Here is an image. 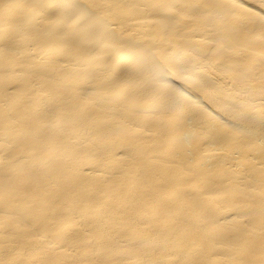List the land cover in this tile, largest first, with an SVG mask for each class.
Instances as JSON below:
<instances>
[{
  "label": "bare ground",
  "instance_id": "6f19581e",
  "mask_svg": "<svg viewBox=\"0 0 264 264\" xmlns=\"http://www.w3.org/2000/svg\"><path fill=\"white\" fill-rule=\"evenodd\" d=\"M0 264H264V0H0Z\"/></svg>",
  "mask_w": 264,
  "mask_h": 264
}]
</instances>
